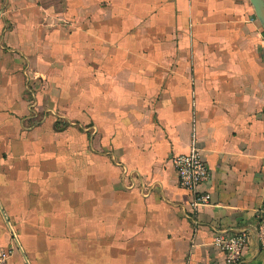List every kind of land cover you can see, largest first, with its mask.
Masks as SVG:
<instances>
[{
	"label": "crops",
	"instance_id": "1",
	"mask_svg": "<svg viewBox=\"0 0 264 264\" xmlns=\"http://www.w3.org/2000/svg\"><path fill=\"white\" fill-rule=\"evenodd\" d=\"M49 1L0 0V249L13 230L22 250L8 264H228L214 236L242 231L240 264H264L250 0ZM193 136L197 206L172 163Z\"/></svg>",
	"mask_w": 264,
	"mask_h": 264
},
{
	"label": "built area",
	"instance_id": "2",
	"mask_svg": "<svg viewBox=\"0 0 264 264\" xmlns=\"http://www.w3.org/2000/svg\"><path fill=\"white\" fill-rule=\"evenodd\" d=\"M180 186L193 194L194 206L209 202V192L200 191L198 186L208 176V168L200 147L193 136L190 148L186 152L177 153L172 157ZM257 241L264 247V209L256 226ZM249 242V234L245 231L221 233L214 236L213 243L224 252L228 264H240L244 250ZM19 248L17 234L12 230L8 244L0 249V264H8V259L15 248Z\"/></svg>",
	"mask_w": 264,
	"mask_h": 264
},
{
	"label": "water",
	"instance_id": "3",
	"mask_svg": "<svg viewBox=\"0 0 264 264\" xmlns=\"http://www.w3.org/2000/svg\"><path fill=\"white\" fill-rule=\"evenodd\" d=\"M260 24L264 28V0H250Z\"/></svg>",
	"mask_w": 264,
	"mask_h": 264
},
{
	"label": "rangeland",
	"instance_id": "4",
	"mask_svg": "<svg viewBox=\"0 0 264 264\" xmlns=\"http://www.w3.org/2000/svg\"><path fill=\"white\" fill-rule=\"evenodd\" d=\"M47 2H50L49 0H46ZM43 2H45V0H43ZM51 2H53V5L55 4L56 6H58V2L57 1H51ZM61 8H62V6H61ZM68 24H71L70 23V21H68ZM37 86V85H36ZM73 104V103H72ZM67 110H68V114H69V116H74L75 115V113H74V110L73 111H71L72 109H68V108H66ZM5 221V220H4ZM6 222V221H5ZM15 231H16V228H15ZM17 232V231H16ZM17 234H18V232H17ZM19 238V241L21 242V240H20V236L19 235H17ZM22 252V250H20L18 247L17 248H15L14 249V251H13V253L15 252V254H17L18 255V253H19V255L21 254V252ZM43 251H46V250H43ZM12 253V254H13ZM34 260V259H33ZM32 260V263H34V261Z\"/></svg>",
	"mask_w": 264,
	"mask_h": 264
}]
</instances>
